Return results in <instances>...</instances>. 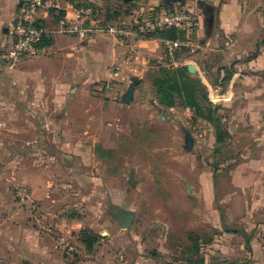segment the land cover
Segmentation results:
<instances>
[{
  "label": "crops",
  "instance_id": "crops-1",
  "mask_svg": "<svg viewBox=\"0 0 264 264\" xmlns=\"http://www.w3.org/2000/svg\"><path fill=\"white\" fill-rule=\"evenodd\" d=\"M88 1L99 10L97 19L110 27H131L142 14L156 10L168 12L171 8L193 13L197 17V26L191 39L186 35L180 42L178 49L187 51L173 67L165 57L166 44L161 38L135 36L122 41L114 34L97 31L85 40L80 39L72 32L78 26L76 8L62 1L60 9L41 11L36 19V24L47 33L42 46L45 53L11 69L4 54L13 43L12 30L22 0H0V176L9 171L14 176L27 173L28 167L22 161L31 159L32 189L47 192V197L55 185L52 177L57 159H62L64 166L66 159L72 156L83 159L95 156L88 149L73 152V144L88 142L82 128L116 127L112 130L119 138L125 131L130 136L136 127L142 128L157 120L161 125L175 129L174 133L179 132L178 126H181L184 138H187L193 111L180 106L165 108L159 102L153 82L155 74L162 68L186 66L189 71L188 67L194 65L196 73H189L200 78L208 92L213 93L225 77L224 68L230 67L232 61L243 62L245 72L241 75V83L248 91L242 99H248L251 90L256 95L264 90V0H145L141 8L127 14L119 0ZM109 11L111 14L120 11L122 16L107 21ZM63 19H66V25L61 23ZM219 62L229 66H219ZM134 77L140 82L133 102L126 105L122 98ZM226 90L229 89L223 88L219 92L223 100L229 94ZM179 116L181 118L177 119ZM92 142L101 143L102 140L95 135ZM263 173L264 168L257 165H241L232 183L245 192L250 188L243 175ZM41 175H44L43 179ZM1 190L0 186V218H3L9 210ZM42 219L20 215L3 219L0 264L52 263L59 253L54 228L50 218ZM63 223L65 236L71 237L73 231L81 234V228H77L80 226L74 222L67 226L65 221ZM11 227L18 230L10 232ZM32 227H37L38 231ZM263 229L264 225H259L254 236L237 230L213 235L208 264H264ZM167 236L164 232L165 240ZM14 238L20 241L15 247L12 245ZM9 255L14 256L13 262L8 260ZM152 256H156V252H152ZM149 260L139 263L149 264ZM115 262L112 264H124Z\"/></svg>",
  "mask_w": 264,
  "mask_h": 264
},
{
  "label": "rangeland",
  "instance_id": "rangeland-1",
  "mask_svg": "<svg viewBox=\"0 0 264 264\" xmlns=\"http://www.w3.org/2000/svg\"><path fill=\"white\" fill-rule=\"evenodd\" d=\"M229 65L224 78L230 73L232 79L208 92L211 102L223 107L220 116L233 135L224 155L215 152L216 130L203 119L187 127L194 139L190 150L181 126L174 133L175 129L157 120L136 127L130 136L125 131L119 138L112 130L116 127L82 128L88 142L73 144V152L88 149L95 156H72L64 166L57 159L55 185L48 197L47 192L32 189L31 159L22 161L27 173L14 176L9 171L0 176L1 194L9 210L0 218V226L3 219L16 215L50 218L59 252L51 264H129L145 259H150L149 264H175L181 254L178 245L188 232L212 237L237 230L254 236L259 225H264V173L243 175L250 188L245 192L232 182L241 165L264 168V90L259 95L251 90L243 100L248 91L241 83L244 63ZM223 88L229 89L224 100L219 95ZM95 135L101 143L92 142ZM239 158L241 162L230 173L224 171ZM213 164L219 165V172H214ZM63 221L66 226L71 221L80 226L81 234L73 231L71 237L65 236ZM17 230L11 227L9 231ZM164 232L168 233L166 240ZM261 234L264 240V231ZM93 236L101 239L90 251L86 243ZM18 241L14 238L13 247ZM203 257L208 264L210 245L203 247ZM8 258L13 262L14 256Z\"/></svg>",
  "mask_w": 264,
  "mask_h": 264
},
{
  "label": "trees",
  "instance_id": "trees-1",
  "mask_svg": "<svg viewBox=\"0 0 264 264\" xmlns=\"http://www.w3.org/2000/svg\"><path fill=\"white\" fill-rule=\"evenodd\" d=\"M122 8H126V14L132 10H137L142 7V2L145 0H119ZM72 5L75 8L87 7L94 9L97 16L98 8L95 7L94 3L88 0H71ZM120 7V8H121ZM170 8H168L169 10ZM157 11V10H156ZM175 9L171 8L168 12H174ZM120 11H116L111 14L110 11L107 15V21L115 20L121 17ZM145 14L139 16L137 20H142ZM37 25V24H36ZM38 26V25H37ZM141 38L151 39V38H161L165 41H179L182 42L186 39V33L182 30L169 28L166 30L158 31L155 33L147 34ZM46 37L44 39V42ZM44 42L42 46L44 45ZM185 51L184 48L178 49L176 51L175 60L179 61L180 55ZM232 74H228L226 78L223 79L222 84H225L228 80L232 79ZM201 79L195 75H191L186 66L178 68H162L154 76V87L156 88L159 102L165 106V108L172 107H183L189 108L193 111L192 123L197 124L200 119L207 121L210 125H213L216 130V151L218 153H223V150L229 148V140H233V135L229 132L228 126L222 120L220 116L223 107L221 105H216L209 100L208 90L203 85ZM224 155V153L222 154ZM238 159V158H237ZM241 159L237 160L235 164H231L225 172L232 171ZM212 168L215 173L220 171V167L217 164H213ZM217 175V174H216ZM217 236V234H213ZM186 240L182 241L178 245L180 250V256L175 260V264H207L203 257V247L210 245L214 241V236H203L196 232H188L186 235ZM99 237L93 236L89 238L86 243L87 248L92 251L94 245L98 242ZM187 242V243H186ZM189 242V243H188Z\"/></svg>",
  "mask_w": 264,
  "mask_h": 264
},
{
  "label": "built area",
  "instance_id": "built-area-1",
  "mask_svg": "<svg viewBox=\"0 0 264 264\" xmlns=\"http://www.w3.org/2000/svg\"><path fill=\"white\" fill-rule=\"evenodd\" d=\"M62 1L71 4V0H22L18 10L12 35L13 43L4 54L5 62L11 69L18 68L25 61H32L45 53L42 47L47 35L46 30L36 25V19L41 11L51 12L60 9ZM78 26L72 31L82 40L93 32L114 34L122 41L131 37H143L166 29H179L191 39L197 26V17L185 9L174 12L151 11L142 20H137L134 26L110 27L100 22L94 9L76 8ZM66 25V19L61 21ZM168 62L173 67L179 64L175 54L181 43L179 41H165Z\"/></svg>",
  "mask_w": 264,
  "mask_h": 264
},
{
  "label": "water",
  "instance_id": "water-1",
  "mask_svg": "<svg viewBox=\"0 0 264 264\" xmlns=\"http://www.w3.org/2000/svg\"><path fill=\"white\" fill-rule=\"evenodd\" d=\"M188 68L192 74L196 73V67L194 65H190ZM139 82H140L139 78H137V77L132 78V80H131V82H130V84H129V86H128V88H127V90H126V92L122 98V101L124 104L130 105L133 102L135 90H136L137 86L139 85ZM192 144H193V140H192L191 136L188 135L187 136V148L189 150L191 149ZM130 184L132 186H134L132 177L130 180ZM104 235H106V234L104 233Z\"/></svg>",
  "mask_w": 264,
  "mask_h": 264
}]
</instances>
